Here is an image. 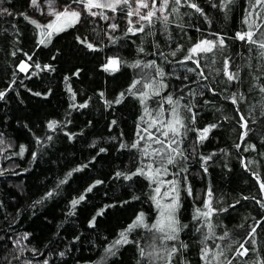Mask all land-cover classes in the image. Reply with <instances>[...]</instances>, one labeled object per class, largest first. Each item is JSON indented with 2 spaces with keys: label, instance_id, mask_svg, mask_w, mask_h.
Masks as SVG:
<instances>
[{
  "label": "trees",
  "instance_id": "16d2710c",
  "mask_svg": "<svg viewBox=\"0 0 264 264\" xmlns=\"http://www.w3.org/2000/svg\"><path fill=\"white\" fill-rule=\"evenodd\" d=\"M2 3L7 12L0 14V264H147L139 249L152 251L153 232L143 227L128 234L136 243L118 245L115 255L106 250L138 214L149 225L160 218L153 197L169 203L175 195L170 182L179 193L177 217L187 225L177 241L167 242L187 245L171 264H206L205 246L210 264L264 261V49L259 47L264 3L181 0L175 5L170 0L166 30L162 19L137 23L128 9H97V15L51 37L30 0ZM156 5L161 7V0ZM111 16L116 29L109 27ZM141 24L144 32L128 31ZM249 30L257 43L237 38ZM221 36L225 46L186 59L197 42ZM112 58L120 61L118 71L106 70ZM23 61L30 66L26 72L19 69ZM226 62L238 80H227ZM136 81L135 95L129 94ZM169 96L173 105L166 102ZM174 106L188 128L177 138L186 159L177 155L157 183L141 175L126 179L158 163L153 153L162 146L144 129L159 135L151 122L159 117L167 123ZM212 125L200 140V132ZM138 140L140 147L132 148ZM209 191L213 213L207 220L194 219L197 209L207 211ZM81 195L85 199L73 208ZM241 243L248 249L245 256L237 255ZM155 244L162 246L160 240Z\"/></svg>",
  "mask_w": 264,
  "mask_h": 264
},
{
  "label": "snow or ice",
  "instance_id": "6c2138e0",
  "mask_svg": "<svg viewBox=\"0 0 264 264\" xmlns=\"http://www.w3.org/2000/svg\"><path fill=\"white\" fill-rule=\"evenodd\" d=\"M73 3H77V4H83L84 5V9L92 16L97 15L96 12H93L92 9L96 8V9H101V8H107L110 9L112 12H116L117 8L120 7L121 11H124L125 9H128L127 11V15L128 16H132L135 15L138 17V20L136 21L137 23L141 22V21H147L148 24H151L153 21V17L156 16V12L159 11L161 13H163L164 11L167 10L168 4L170 2V0H161V7L160 8H156V2L157 0H135L136 3H138V7L135 8L134 10L131 8V4H132V0H107V2L101 3L100 0H72ZM171 2L175 5H180L181 4V0H171ZM229 3L232 2V0H228ZM261 3H264V0H260ZM30 5L31 6H35V7H39V3L38 0H30ZM190 7L196 9L197 12H201L202 13V9L195 3H191L189 5ZM140 9H147V11L144 14H141ZM172 11L175 12L177 11V9L175 7L172 8ZM3 12H7V9H4ZM3 12H0V14H3ZM9 15H11V13H8ZM55 16V20L53 22H50L46 27L49 29H52L53 31H50L47 33L48 37H51L53 35V32L59 33L61 31L65 30V27H72L74 26L76 23H78L80 21V16H81V12L78 10H73L71 9V5L69 4L67 7H65L64 11L62 12H54L52 13ZM25 16V19H28V17L26 16V14H21ZM62 18L66 21V24L64 25H59V22L62 20ZM105 19H109V17H105ZM158 19H162L164 22V26H165V30H166V26H167V22H168V17L167 16H163V17H158ZM32 23H36V21H31ZM128 23L130 25L133 24L132 20H129ZM245 23H247V21H245ZM39 27V25H37ZM111 27L113 29H116L118 27V25L116 24H112ZM251 27V26H250ZM144 25L141 24V26L139 28H134L130 27L128 29L129 32H133V34H135V32H144ZM253 35L254 33L252 31H248L246 33H237V38L240 39L241 41L247 40L249 43H257L256 40L253 39ZM261 37H264V33H261ZM41 44L45 43V40H41L40 41ZM223 47L225 46V38L224 37H219L218 40H209V39H204L201 40L199 42H197L190 50L189 52L191 53L189 56L186 57V59L188 60H192L194 56H200L201 54H207V53H211L214 51V49H216L217 47ZM89 48L92 47L91 44L88 45ZM259 47L261 49H264V42L259 43ZM141 51H143V49H141ZM176 53L173 52L172 55H175ZM261 55H264V52L261 53ZM29 59H31V57H29ZM197 65V67H200V62L199 60H195L194 61ZM119 64L120 61L118 60V58H112L109 61V65L106 66V70L111 69L112 71H118L119 70ZM135 66H139V62L137 63V65ZM25 65H21L20 66V70L24 71L25 70ZM47 67V66H46ZM190 71H195V69H190ZM160 75L163 76L164 73L161 71ZM200 75H203V72L200 73ZM225 75L227 76V80L228 81H236L239 79L238 76V72H232V71H227V62H226V69H225ZM206 79V77H205ZM140 81H136L129 89V94L135 95V93L132 92V89H134L136 87V84H139ZM148 87H151V85H147ZM161 87H164L163 84H161ZM211 90V89H210ZM262 92H264V87H262L260 89ZM156 95H159V93H155ZM215 94V93H214ZM3 93H0V98L3 97ZM124 93L120 94V97L123 98L124 97ZM141 97L143 96H147V93H140ZM241 99H243V97H240ZM232 103L236 104L237 100H236V94L234 93L232 98ZM120 99H118L116 101V103H119ZM141 102L143 103V99L141 100ZM166 102L169 105H173V99L171 96L166 98ZM81 107H86V105H82ZM185 108L191 112V108L188 107L187 105H185ZM171 116L172 119L169 120L167 123L164 122L163 119H160L159 117L157 119H154L151 124L150 127H155L156 131L159 133V135H154L152 132H149L148 129H144L145 132L148 133V139L149 140H154V142L156 144L161 145L162 147L159 149H155L153 155L158 156L159 157V161L156 164V166H154L153 163H149L146 165V168L148 169V171H145L144 167L138 168L136 172L132 173L131 175H126L125 178L126 179H132L133 176L136 175H141V176H145L147 179H149L150 181H152L153 183H157V177L161 174V171L167 173V165H175L176 164V156L179 155L182 158L186 159V157L183 156V153L180 151L179 149V141H178V137H182L185 132L188 130L187 126L185 125L183 119L180 118L179 113L177 111V108L174 106L172 108V112H171ZM143 119V118H141ZM192 122L194 123L195 120V114L192 115L191 117ZM241 119L243 120V117H241ZM159 124V127H156V125ZM56 126V122H50L48 127L50 129H55ZM245 128L247 127V122L245 121V124L243 125ZM211 127H215V125L209 126L205 129H203L200 132L199 135V139L203 140L206 138L207 133L210 131ZM184 130V132H182L181 130ZM245 135L247 134V132L244 133ZM139 135V133L137 134ZM163 137V139L161 138ZM49 139H51V137H49ZM144 137L140 136V140H143ZM177 145L176 147H172V145ZM166 145V146H165ZM121 147H125V145H121ZM132 148H139L140 147V142L139 140L136 141L135 143H133L131 145ZM239 147V146H237ZM251 147H255V146H251ZM24 148L23 146L21 147V155L23 154ZM101 151H104V149H101ZM144 154L148 155L147 153V149L144 150ZM35 158V156H34ZM77 171H79V169H77ZM205 171H207V169H205ZM69 175H71V173H69ZM122 175L121 173H117V176ZM254 175H256L254 173ZM257 179L259 180V176L257 175ZM64 181H62L61 183H63ZM101 183L100 181H97L96 184ZM172 183V189L171 191L173 193H175V195L169 197L170 202L166 203V204H161L160 200L156 199V197L154 196L153 199L156 202V207L157 209H159V219L149 225L145 222V217L143 213L138 214L136 220L133 222V224H131L125 231L121 232L120 238L117 239L116 241L113 242V245L111 247H109L106 251L107 253L111 254V255H115V252L113 251V248H116V250H118V245H122V244H128V243H136V241H132L128 239V234L130 232H132L134 229L139 228V227H143L145 229H148L149 231L153 232V237H152V243L149 245V248L152 249V251H148L146 253L144 248H140V256L144 259L147 260V264H152L153 259H163L166 261V264H171V258L174 255H177L181 248H186L187 245L182 244L180 245V247H177L175 244H173L171 247H169V245L167 244V242L169 241H177L179 238V232L182 230V228L187 227V225H181L180 220L177 217V212L178 209L180 207V203H179V193L177 192L176 186H175V182H170ZM95 187V184L90 186L87 189V192H91L92 188ZM260 187L262 190H264V183L260 184ZM155 193L157 195L160 194L161 189L159 186H157L154 189ZM188 193L189 195H191V189H188ZM52 192H49L47 194V196H52ZM168 194L165 193V196H167ZM212 193L209 191L207 193V196L209 197V200L205 203L204 207L207 209V211H201L200 209H197V215L194 217V219H200L201 216H203L206 220L211 216V214L213 213L214 209L211 207V198ZM85 199L84 195H81L78 199H74L72 201V206L73 208H75V206H77L78 204H80L81 201H83ZM262 207H264V204L261 205ZM101 213H98V215H101ZM91 224L95 223V218H93V220L90 222ZM208 227L211 228V224H208ZM160 234V235H156V234ZM207 239V237H206ZM156 240H160L161 241V247L158 249L157 245L155 244ZM240 249H243L242 251ZM240 249L237 250V255L239 256H245L248 253V249L244 247V244L241 243L240 244ZM208 252L209 249L207 248V246H205V248L202 249V259L205 260L206 264H210V262L208 261ZM223 253H220V255H222ZM61 255H63V253H61ZM213 259H215V256L213 257ZM229 264H231V262L229 261ZM260 264H264V261H261Z\"/></svg>",
  "mask_w": 264,
  "mask_h": 264
},
{
  "label": "rangeland",
  "instance_id": "374dc122",
  "mask_svg": "<svg viewBox=\"0 0 264 264\" xmlns=\"http://www.w3.org/2000/svg\"><path fill=\"white\" fill-rule=\"evenodd\" d=\"M101 3L107 2V0H100ZM150 2V0H149ZM39 7L31 6V9L34 11V14L41 20L42 24L48 25L50 22H53L55 20V16L52 14L54 12H62L64 11L65 7H67L69 4L71 5V9L78 10L81 12L80 21L82 18L85 17H92L85 9L83 4H77L73 3L72 0H38ZM139 5L135 2V0H132L131 7L134 10ZM156 8H160L158 5H156ZM6 9L3 6L2 0H0V11L3 12V10ZM101 9H107V8H101ZM96 8L92 9L93 12H96ZM110 10V9H109ZM147 11V9H140L141 14H144ZM157 16H163L161 12H156ZM133 20L135 19V22L138 20V17L135 15H132ZM113 16L110 17V24L109 27H111L112 24H115L116 22L114 19H112ZM112 19V20H111ZM79 21V22H80ZM115 22V23H114ZM66 24V21L62 18V20L59 22V25ZM67 28V27H65ZM112 28V27H111ZM50 31H53L50 29ZM20 68V65H19ZM29 67L26 66L25 70L23 72H26Z\"/></svg>",
  "mask_w": 264,
  "mask_h": 264
},
{
  "label": "bare ground",
  "instance_id": "6f19581e",
  "mask_svg": "<svg viewBox=\"0 0 264 264\" xmlns=\"http://www.w3.org/2000/svg\"><path fill=\"white\" fill-rule=\"evenodd\" d=\"M131 8H132V7H131ZM105 10H109V9H105ZM162 15L165 16V13L163 12ZM163 16H157V15H156V16H154L153 18H158V17H163ZM21 65H25V66H27V67L29 66V64H28L26 61L21 62V63H20V66H21ZM25 68H26V67H25Z\"/></svg>",
  "mask_w": 264,
  "mask_h": 264
}]
</instances>
